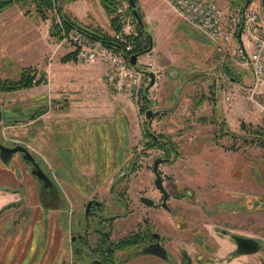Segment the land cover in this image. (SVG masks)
Instances as JSON below:
<instances>
[{
	"label": "rangeland",
	"instance_id": "1",
	"mask_svg": "<svg viewBox=\"0 0 264 264\" xmlns=\"http://www.w3.org/2000/svg\"><path fill=\"white\" fill-rule=\"evenodd\" d=\"M245 1H232L231 7ZM136 2L146 29L155 31L157 41L161 33L163 50L171 51L185 66L198 65L200 76L195 81H190L193 73L181 72L174 79L177 85L166 83L176 87V106L171 112L162 110L165 95L156 84L147 93L125 95L134 104L131 108L123 107L128 101L109 96L110 111L102 116L75 112L72 107L75 99H85L71 91L73 75L92 70V65L70 57L73 45L51 35L59 20V4L84 28L115 37L124 24L139 28L128 0H53L50 8L43 0H12L0 11V81L16 83L27 67L36 77L31 86L0 89L5 116L0 141L26 146L41 161L54 192L51 196L44 193L19 153L8 162L0 157V264H89V256L100 257L103 230L112 232L113 244L130 231L120 229L135 215L132 211L140 196L157 193L152 166L154 159L165 156L168 162L160 165L164 184L176 198L184 194L171 201L172 216L175 222L187 218L190 239L223 237L224 221L231 217L237 233L259 242V250L239 256V264H264V87L252 93L253 78L236 59V41L224 45L206 37L165 0ZM256 3L264 18V0ZM178 23V29L172 28ZM152 50L162 69L156 81L169 79L175 70L162 66ZM148 59L143 51L135 67ZM181 94L187 97L183 102ZM194 104V109L189 107ZM149 108L155 112L150 121ZM96 122L101 125L102 142ZM84 123L88 130L82 127ZM100 142L103 151L94 156ZM83 163L92 169L84 171ZM94 197L105 200L104 207L95 208L98 212L86 218L84 205ZM224 200H236L237 205L231 209ZM113 212L120 218L111 221L110 229L106 223L97 228L98 217ZM163 219L182 236L167 212ZM75 235L82 237V244H75ZM182 246L190 251L191 264H199L193 258L203 246L191 241ZM170 248L176 251L175 241ZM116 263L154 261L125 249L116 253Z\"/></svg>",
	"mask_w": 264,
	"mask_h": 264
},
{
	"label": "built area",
	"instance_id": "2",
	"mask_svg": "<svg viewBox=\"0 0 264 264\" xmlns=\"http://www.w3.org/2000/svg\"><path fill=\"white\" fill-rule=\"evenodd\" d=\"M165 1L182 20L210 39L224 45L236 40V59L252 74V93L264 87V20L256 3L258 0H246L228 9L222 7L218 0ZM62 34V40L73 45L79 61H101L105 64L104 81L117 94L137 96L143 92L146 81L150 79L145 70L152 71L157 78L162 75L161 67L153 59L151 37L145 30L124 24L115 35L122 45L119 48L108 46L103 40L90 37L77 27L69 32L63 29ZM141 50L146 51L149 59L137 68L127 55Z\"/></svg>",
	"mask_w": 264,
	"mask_h": 264
},
{
	"label": "flooded vegetation",
	"instance_id": "3",
	"mask_svg": "<svg viewBox=\"0 0 264 264\" xmlns=\"http://www.w3.org/2000/svg\"><path fill=\"white\" fill-rule=\"evenodd\" d=\"M3 117H5L4 114ZM6 117H10V116L8 115ZM16 153H19L22 159H24L21 151L15 152L14 154ZM34 157L35 160L38 162L39 166L43 169L41 161L38 160V158L35 155ZM159 158L162 159V161L158 165V170L162 176V181L165 191L168 193L167 198H165V193L162 191V189H160L157 186L155 182L157 178V175L154 171V164H155V160L157 159L156 158L154 159L152 170L154 172L153 186H154V190H156L157 193H155L154 196H147V195L140 196V203L136 206L135 208L136 210L134 209L132 211L134 212L135 215L132 217V219L125 222L120 229L122 230V232H125L126 231L125 227H127V228H131L130 231L127 234H123L121 237L115 239L116 241L113 244H110L112 242L111 240L112 232H110L109 230L107 231L103 230L104 236L103 239L100 241L98 247L99 249H101V252L98 251L100 257L89 256V260H90L89 264H117L116 253L120 250H125V249H128V251L133 249L134 252L138 253L139 255L151 256V260L154 261V264H191L192 261H191L190 251L184 248V246H182V243H186V245H189L190 241L193 245L203 246L199 254L193 258L196 259V261L198 259L199 264L202 263L207 264L210 263L212 260L215 264H231L239 256L250 255L259 250L258 248L256 251L253 252H245V253L239 252V244L236 239V236H241L243 238H252L255 240L257 239L247 234L237 233L236 230L237 223L234 219L232 221L231 217H229V219H226L224 221V226L227 227V229L225 228L221 229L223 237L217 236L219 238L216 239V235H215L214 241L213 240L211 241L209 240V238L207 239L204 236L197 238L198 240L195 238L191 240L188 234L186 233L189 231L187 218L183 219L181 217L178 218L179 220L177 219L178 222L177 221L175 222L172 216L173 214H175L174 208L170 205L173 199H179L178 197H183L184 194L181 195L179 194V196L176 198L175 194H173V192L170 189H168L167 186L164 184V175L160 170L161 168L160 165L163 164L164 162H168L169 156L159 157ZM24 161L30 164L28 171H30V173L34 177H36L31 171L33 168V163L25 159ZM39 182L42 186L44 193L48 194L49 196L53 195L54 193L53 181L52 182L46 181L44 184L41 183L40 180ZM143 197H147L151 199L152 203L146 202L145 200L142 199ZM224 201L228 203L225 206L231 209L235 208V206L237 205L236 200H224ZM114 202L116 201L114 200ZM104 204H105V200L99 199L98 197L88 199L84 205L86 218H89L91 215L94 214V212H98L95 211L94 209L103 208ZM163 212H167L170 216L171 221H173V223L177 225L179 230L183 231L182 236L175 234L172 230V227L167 226L168 222L164 221ZM98 218L99 221L97 228H99L100 225L106 223V228L110 229L109 224L111 223L112 220L120 218V214H116L115 212H113L110 215H104ZM131 220H133L132 224H131ZM131 225L133 228L130 227ZM73 241L75 242V244L83 243L82 237H80V235L73 236ZM174 241L176 242V251L170 248L171 243H173ZM227 245L228 246L230 245V248ZM195 249H197V247ZM219 249H225L226 253L224 255H217V251ZM86 251H88V249H86ZM158 260L161 262H157ZM246 264H250V263H246Z\"/></svg>",
	"mask_w": 264,
	"mask_h": 264
},
{
	"label": "crops",
	"instance_id": "4",
	"mask_svg": "<svg viewBox=\"0 0 264 264\" xmlns=\"http://www.w3.org/2000/svg\"><path fill=\"white\" fill-rule=\"evenodd\" d=\"M218 1L222 5V7H224V8L228 7L229 8V7H231L232 1H236V0H218ZM239 2H240V0H239ZM261 18H263L262 15H261ZM180 26H181V23H178V25H175V26L172 25V28L174 27L175 29H178ZM154 33H155V31H153V30L150 31V34L152 37V47L154 49V53H155L158 61L162 64V66H164L168 70L169 69L175 70V72L172 73V75L170 76L169 79L165 76L164 78L162 77V78L157 79V81L155 80V83H154L156 85L162 86V90H163L164 95H165L164 106H166V107H163L162 110L165 111V110L169 109L166 112H171L174 110V108H175L174 106H176V105H173V104H175L173 102L176 100V97H175V88L176 87H174V89H173L172 86H167L166 83L168 82V84L177 85L176 83H174V79H176L179 75H181L180 74L181 72L193 73V76L190 77V79H191L190 81H192V80L195 81L196 79H198V77L200 76V73L196 72L198 65L193 66L192 64H189L188 66H185L179 59L176 58V56L174 54H172L171 51L163 50L164 45H163V41L161 38V33L158 35L159 36L158 41L156 38V34H154ZM171 37H173V34L171 35ZM206 37H208V36H206ZM88 64L92 65V67H91L92 70H89V71L87 70L84 73L73 75L72 82L70 83L71 91H75L77 97H80V96L85 97L84 100H81L82 98H79V100L75 99L72 102V107L74 108L75 112L84 111L87 113H95V115H97V116H102L105 112L110 111L109 96H113L116 98L119 97L121 99H124L123 102L128 101L129 105H124L123 106L124 108L125 107L131 108L134 105V104H132V102H130V100H125V97H127V96L117 94L111 85L105 83L104 72H103L104 64L101 61H94V62H90ZM178 68H180V70ZM250 73H251V71H250ZM171 87H172V89H169ZM108 89H111L112 93H109ZM190 97H188V100H191ZM184 98H185L184 94H181L182 102H183ZM230 98H231V95H228L226 97V99H228V100H230ZM189 107H193V109H194L195 104L190 105ZM70 108H71V106H70ZM79 122H81V120H73V123L75 125L81 124ZM86 122H88V121H86ZM96 123L97 124H96L95 128H97V129L95 131H97L98 138L102 142L104 136H102L103 132L100 129L101 125L99 122H96ZM84 124H86V126L82 125V127H84L85 129L88 130V126H87L88 123H84ZM105 130H107V129H105ZM105 132L107 133L108 131H105ZM101 142L99 144V150L98 151H96V149L94 150V156L96 154H98V152L102 153L103 150H102V143ZM83 144L86 145V142H84ZM85 153H87V149H85ZM94 156H93V158H95ZM83 164H85L82 166L84 171H86L87 169L88 170L92 169L91 168L92 166L89 167V164H87V163H83ZM86 166H88V168H86ZM228 247L230 248V245ZM225 253H226L225 249H219L217 251V255H224ZM233 263L239 264V257L235 261H233L231 264H233ZM207 264H212V263H207Z\"/></svg>",
	"mask_w": 264,
	"mask_h": 264
},
{
	"label": "water",
	"instance_id": "5",
	"mask_svg": "<svg viewBox=\"0 0 264 264\" xmlns=\"http://www.w3.org/2000/svg\"><path fill=\"white\" fill-rule=\"evenodd\" d=\"M129 3L132 6L133 9V13L134 15L137 17L141 27L143 28V30L147 31L149 34L150 32L146 29L145 24L141 18V15L139 14L136 5L137 2L136 0H128ZM151 37V35H150ZM151 41H152V37H151ZM151 48H152V44H151ZM143 52V51H142ZM140 52H135L132 53L130 55H127L130 62L139 67V61H138V56L139 54L142 53ZM145 72L150 76L149 82L147 83V85L144 87V92L147 93L149 88L155 83V74L152 71L149 70H145ZM155 112L153 111V109L149 108L146 112L147 117L149 118V121L151 120L153 114ZM3 120V111L0 109V123ZM151 125V123L149 122V126ZM21 151L22 152V156L25 160L27 161H31L33 163V168H32V173L41 181V183H45L46 181H50L52 182L51 178L47 175V173L39 166L38 162L35 160L34 155L31 153V151L24 145L22 144H16L14 146H8L5 145L4 143H2L0 141V157L4 162H8L12 155L15 152ZM162 161V159L157 158L155 160V164H154V171L157 175V178L155 180L157 186L162 189V191L165 193V198H167L168 193L165 191V188L163 186V181H162V176L158 170V165L159 163ZM143 200H145L146 202H150L152 203V200L147 198V197H143ZM236 239L238 241L239 244V252L241 253H245V252H253L256 251L259 248V243L257 240L252 239V238H243L241 236H236Z\"/></svg>",
	"mask_w": 264,
	"mask_h": 264
},
{
	"label": "trees",
	"instance_id": "6",
	"mask_svg": "<svg viewBox=\"0 0 264 264\" xmlns=\"http://www.w3.org/2000/svg\"><path fill=\"white\" fill-rule=\"evenodd\" d=\"M62 1V0H61ZM12 0H0V11L4 9L6 6L11 4ZM44 5L46 8L53 7V0H43ZM58 13H59V20L55 22V25L53 26V29L51 30V35H57V38H62L63 34L62 31L63 29L66 32H69L73 27H77L81 30H83L88 36L94 37V38H99L105 42L108 46H114V47H121V43L117 41L115 37H111L110 35L107 34H96L95 31H92L90 29L84 28L82 25H79V23L68 16L66 14V11L64 12L62 9V6H58ZM122 26V25H121ZM119 25L118 28H121ZM140 31H143L142 27L139 25L138 28ZM70 57H75L77 58L76 52L72 51L70 54ZM33 71H31L30 67L25 68V70L22 73V76L16 83H10V80H3L0 81V89H12V88H20V87H28L31 86L33 81L35 80V75L32 74ZM40 79H36V82H40ZM172 143V142H171ZM170 143V144H171ZM262 144L264 145V141H262Z\"/></svg>",
	"mask_w": 264,
	"mask_h": 264
}]
</instances>
